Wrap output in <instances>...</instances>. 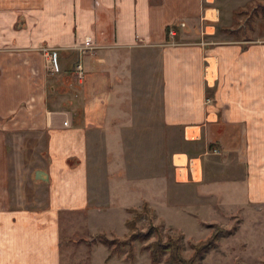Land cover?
Masks as SVG:
<instances>
[{
    "label": "crops",
    "instance_id": "1",
    "mask_svg": "<svg viewBox=\"0 0 264 264\" xmlns=\"http://www.w3.org/2000/svg\"><path fill=\"white\" fill-rule=\"evenodd\" d=\"M219 3L0 0V264H62L64 211H175L180 189L222 211L264 204V36L219 40ZM17 133L47 136L45 207L10 199ZM108 249L105 264L128 261Z\"/></svg>",
    "mask_w": 264,
    "mask_h": 264
},
{
    "label": "rangeland",
    "instance_id": "2",
    "mask_svg": "<svg viewBox=\"0 0 264 264\" xmlns=\"http://www.w3.org/2000/svg\"><path fill=\"white\" fill-rule=\"evenodd\" d=\"M219 5L222 7L219 22L221 26L217 36L219 40H254L264 36V0H220ZM255 6H258L257 10H254ZM231 31L234 32L231 34ZM46 137L42 133L10 135V199L13 206L45 207L48 202L46 185L34 178L36 169L45 170L43 166L50 160L46 151ZM171 145L170 141L164 145L167 156L172 149ZM132 170L137 173V168ZM167 170L169 172L168 168ZM163 189L165 192V188ZM215 198L204 197L194 190L180 189L176 196L179 206L175 211H154L149 204L146 208L139 204L135 211H130V215L119 209L102 213L94 211L89 216L84 212L64 211L60 217L62 264H105L109 249L102 240L111 237L118 241H128L121 253L125 254L128 261L123 263L113 259L109 264H152L150 251L146 246L159 239L166 241L168 237L178 235L184 236L181 254L189 260L194 254V244L213 232L219 233L220 229H224L211 223L218 221L230 225L229 231L224 229L227 233L223 237L231 240L220 245L217 242L192 264H264V204H246L238 210L228 206V210L222 211L219 210L218 203L213 202L216 201ZM204 200L210 202V207L215 210L203 211L196 206L200 204L199 201ZM128 217L135 219V230H131L126 224ZM191 220L204 221L208 228L198 231L192 228V223H189ZM152 225L157 227V231L149 240H127L133 231H147ZM228 246L232 251L227 250ZM211 249L214 254L210 253ZM159 264L181 263L170 261L169 253H165Z\"/></svg>",
    "mask_w": 264,
    "mask_h": 264
},
{
    "label": "trees",
    "instance_id": "3",
    "mask_svg": "<svg viewBox=\"0 0 264 264\" xmlns=\"http://www.w3.org/2000/svg\"><path fill=\"white\" fill-rule=\"evenodd\" d=\"M258 6H255L254 10H257ZM42 176H48V175L42 169H36V171L34 172L35 180L36 181L43 180ZM143 207L146 208L147 203H145ZM135 210L136 209H130L131 212ZM126 224L131 230H135V219H127ZM220 230L221 231L219 233L213 232L209 237L202 239L198 243L194 244L193 246L194 254L192 255L191 258H189V260L185 259L181 254V250L183 248V241H184L183 235L170 236L166 241L159 239L153 242L151 245L146 246V248L150 251L151 263L159 264L162 261L164 254L169 253V260L172 262L176 261L181 264H192L196 261L197 257L201 256L204 251L214 247L215 244H217V242L227 233V231H225L224 229H220ZM155 231H157V227L153 225L150 226V228L147 231H133L132 235L127 240L147 241L153 236ZM102 242L111 249V253L109 257H111L114 254H121L125 250V246L128 244V241L126 240L118 241V239H109V238H103Z\"/></svg>",
    "mask_w": 264,
    "mask_h": 264
},
{
    "label": "built area",
    "instance_id": "4",
    "mask_svg": "<svg viewBox=\"0 0 264 264\" xmlns=\"http://www.w3.org/2000/svg\"><path fill=\"white\" fill-rule=\"evenodd\" d=\"M170 34L172 36L176 35V32L174 29H172L170 31ZM92 48V41L90 38H87L86 40V43L83 47H80V49L84 50V49H90ZM48 55L51 56V60H50V69L52 72H59L61 69H60V64H59V59H58V53L56 51L52 52L49 54V51L50 49H48L47 47L43 49ZM74 72L75 74L81 79L84 77V66H83V63H82V60L79 59L76 64H75V67H74ZM64 125L65 126H69L70 123L69 121H64ZM214 152L215 153H218L220 154V150L218 149H214Z\"/></svg>",
    "mask_w": 264,
    "mask_h": 264
}]
</instances>
